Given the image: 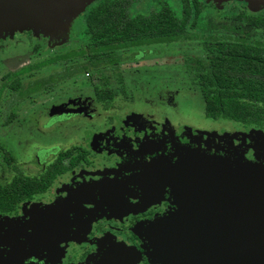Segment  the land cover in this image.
Listing matches in <instances>:
<instances>
[{
  "label": "rangeland",
  "instance_id": "374dc122",
  "mask_svg": "<svg viewBox=\"0 0 264 264\" xmlns=\"http://www.w3.org/2000/svg\"><path fill=\"white\" fill-rule=\"evenodd\" d=\"M95 1L97 0H92L89 5ZM164 1L178 16L180 0ZM218 1L232 0H201L207 4L195 18L192 26L195 31L201 34L222 35L242 33L264 38L263 30L244 26L239 20L230 18L224 11L225 6L221 8L222 2L219 6ZM238 1L250 10L258 11L264 8V0ZM212 3L216 8L222 9L221 15H216L218 19L213 18ZM87 6L72 19L48 25L41 31L25 29L0 34V82L4 75L20 66L84 46L87 38L84 32L83 13ZM150 7L158 8V0H138L130 7L129 14L146 13ZM205 45L193 40L118 50L121 60L117 63L85 69L12 105L10 110L13 117L9 122L2 123L0 116V184L7 182L13 173L11 163L7 162L4 152L13 157V163L18 167L25 166L31 168V173L36 172L51 160L52 153L68 145V132L82 128L84 122H90L93 128L92 131H87L88 141L85 143L90 148L100 147L107 142L109 144L122 142L118 137L120 129L117 125L106 127L105 121L108 116L114 118L111 119L112 122L119 121L121 124L130 121V118L137 121L140 119V126L149 127L169 124V116L174 113L178 120L174 119L176 123L173 124H178V128L185 132L188 139L185 141L181 136L178 138L170 136L172 145H181L190 148L189 151L216 157L246 159L242 149L235 151L236 155L230 152L219 155L221 145L217 146L220 147L218 149L209 147L213 143L219 145L232 143L234 140L241 146L244 145V149L252 150L251 159H246L247 161L260 162L261 150H264V127H243L231 120L208 119L203 116V99L197 81L199 73L209 70L208 56L213 51L207 50ZM82 60L84 59L75 58L73 61ZM61 64L36 69L21 75L19 79L26 81L45 75ZM95 87H107L111 90L109 108L106 110L100 108L94 100ZM7 95L8 91L5 90L2 96L4 98ZM0 106L2 108V104ZM148 111L152 112L151 117H148ZM182 116L184 120L179 119L183 118ZM184 142H188V145L185 146ZM256 142L260 148L255 145ZM207 146L212 152H208ZM229 148L230 146L228 150ZM228 150L226 149V152ZM88 182L91 181L81 180L75 185L81 187ZM71 183L72 179L69 181L62 179L55 190L70 188L71 195L75 191ZM55 199L53 203L44 206L46 212L49 213L52 208L60 205L65 209L69 203V199ZM4 222L5 216L0 217V264H9L7 261L10 252L5 249H11L8 244L9 238L19 236L20 232L16 230L12 234L9 233L1 227V223ZM44 233L46 237H50L47 236L48 231ZM41 238L44 239V234H41ZM54 242L53 245L56 246V239ZM50 244L52 245L51 242Z\"/></svg>",
  "mask_w": 264,
  "mask_h": 264
},
{
  "label": "flooded vegetation",
  "instance_id": "af4514ba",
  "mask_svg": "<svg viewBox=\"0 0 264 264\" xmlns=\"http://www.w3.org/2000/svg\"><path fill=\"white\" fill-rule=\"evenodd\" d=\"M198 2L201 7L194 16L193 23L197 14L207 4L202 3L201 0ZM224 2L218 1V5L220 6L221 3V8L225 6L224 11L229 14L230 18L239 20L244 26L264 32V28L249 24L236 17L240 13L244 15L263 14L264 8L254 11L248 9L238 0ZM212 4L213 18L218 19L216 15H221L222 9L216 8V5ZM168 7L171 10L169 5ZM181 9L182 0H180L179 15ZM173 15L175 14L173 13ZM193 23L190 28L200 35L241 36L264 41V38L242 33L201 34L193 29ZM196 40L203 43V40ZM208 44L212 45L213 43H207L205 46ZM94 100L100 108L104 110L109 108L108 102L97 100L95 95ZM2 101L0 105L2 104L3 107ZM10 112L12 116L9 121L13 117L11 110ZM147 115L151 117L153 114L148 111ZM169 118L170 121L167 125L158 124L147 127L140 126V119L137 121L130 118V121H124L121 124L119 121L112 122L111 119L114 118L108 116L105 121L106 127H110L112 124L117 125L121 130H119L118 137L122 139V142L115 144L107 142L101 144L100 147L96 146V148H90L85 144L88 141L86 139L87 131H92L93 128L90 122H84L82 128H75L68 132V145L59 149L58 152L52 153L51 160L33 173H31V168L18 167L14 164L13 157L8 154L9 158L6 160L11 163L13 173L4 184H9L12 178L19 174L34 180L37 184L35 187H38V182L39 184L46 182L51 172L50 166L55 168L60 163L67 166L61 171L52 172L49 182H46L43 189L30 192L28 197L20 200L13 209L0 210V217L5 216V222L1 223V227L11 234L16 230L20 232L19 236L9 238V243L7 240L11 246V249H5L10 252L7 262L9 264H105L106 261L103 263L102 257L106 255L103 253L117 258L123 252L127 257H124L126 261L123 264H156L151 263V259L146 256L150 250L149 245L153 242L155 228H158L153 221L176 209L180 193L179 185L172 182V174H175V178L176 174H180L185 155L190 149L170 143V136L177 138L181 136L185 138V141L188 136L178 128V124H173L176 123L174 119L178 120L174 113ZM179 119L184 120V117H179ZM7 122L2 121V123ZM105 137L108 140V137ZM184 143L185 146L188 145V142ZM217 146L222 147L218 151L219 155L229 152L236 155L235 151L242 149L243 156L246 159H251L252 150L244 149V145L241 146L234 140L232 143L219 145L213 143L209 147L211 149L213 147L220 148ZM228 146H230L229 150ZM209 147L208 152L210 153L212 150ZM261 162L264 163V150H261ZM62 179L65 181L72 179L71 184L75 191L71 195H69L70 188H64L62 191L55 190ZM81 180H85V182L90 180L91 182L76 187L75 183L81 182ZM55 198L69 199V203L65 209L59 203V207L50 208L51 212H46L44 206L53 203ZM46 221L49 224H46ZM46 225H49L50 228ZM44 231L49 232L47 233L49 238L45 236ZM41 234H44V239L41 238ZM51 238L52 240H49ZM57 238H59L58 242ZM55 239L56 246L53 245ZM119 259L121 260V256ZM111 264L121 263L112 262Z\"/></svg>",
  "mask_w": 264,
  "mask_h": 264
},
{
  "label": "trees",
  "instance_id": "16d2710c",
  "mask_svg": "<svg viewBox=\"0 0 264 264\" xmlns=\"http://www.w3.org/2000/svg\"><path fill=\"white\" fill-rule=\"evenodd\" d=\"M138 0H97L83 13L84 46L62 54L41 58L20 66L4 75L0 82V109L3 122L9 121L10 106L32 93L52 87L88 68L117 63L121 60L118 50L169 44L175 41L203 40L213 43L206 46L213 50L208 56L209 70L199 73L198 84L203 99V115L211 119H226L242 126L264 127V41L241 36H204L193 32L191 24L199 10L198 0H182L179 16L173 15L164 0L158 8L150 7L146 13L129 14L130 7ZM247 23L264 28V13L236 16ZM75 58L84 60L75 62ZM62 63L49 73L21 81L19 77L36 69ZM8 95L3 98V92ZM97 100L107 103L111 90L95 87ZM5 158L9 155L4 152ZM67 166V165H65ZM62 163L49 167L52 172L64 169ZM37 184L21 175L14 176L9 184H0V210L7 211L34 190L43 189L48 183ZM42 185V187H40Z\"/></svg>",
  "mask_w": 264,
  "mask_h": 264
},
{
  "label": "water",
  "instance_id": "95a60500",
  "mask_svg": "<svg viewBox=\"0 0 264 264\" xmlns=\"http://www.w3.org/2000/svg\"><path fill=\"white\" fill-rule=\"evenodd\" d=\"M92 0H0V34L7 31H41L46 26L63 23L72 19ZM255 145L260 148L256 142ZM202 156V155H201ZM212 157V156H209ZM206 189L212 190L216 198L224 192H236L240 199V208L237 215V228L232 231L220 227L221 244L200 245L201 238L192 232L184 231L183 239L176 245L156 248L150 252L153 263L163 264H264V163L261 161H241V158L221 157L213 161L194 157ZM212 159V158H211ZM199 160V161H198ZM202 162V164H201ZM172 182L179 179L172 174ZM177 177V176H176ZM195 217L198 214H189L191 228L194 227ZM236 240L233 245H227ZM102 261L111 264L118 260L110 254L103 253ZM122 257V256H121Z\"/></svg>",
  "mask_w": 264,
  "mask_h": 264
},
{
  "label": "crops",
  "instance_id": "0c3cea01",
  "mask_svg": "<svg viewBox=\"0 0 264 264\" xmlns=\"http://www.w3.org/2000/svg\"><path fill=\"white\" fill-rule=\"evenodd\" d=\"M193 156L203 157L207 161H213L215 158H218L215 161H220L221 159V157H209L211 155L201 154L192 150L186 153L182 170L179 171V175L176 174V179H179L180 193V195L178 194L180 197H178L176 202L177 207L153 221L158 228H155L153 242L149 245L150 250L146 253V256L151 259V263L153 261L150 252L156 251L159 246L163 248L165 243L172 248V245L178 244L180 239H183L184 231L192 230L197 235V239L198 237L201 238L200 245H216L217 242L221 244L220 227L230 231L237 228V215L241 208L239 197L233 196L236 195V192L229 191V196L224 192L222 197L218 193L216 198H211V195L216 192L213 190L215 185L212 190L206 189L209 185L205 186L202 183L205 175H201L199 167L197 169L191 168L192 165H198L197 160ZM200 160L204 163L201 158ZM242 160L246 161V159L241 158ZM175 184L178 185L177 182ZM195 213L198 214V217L194 218V227L191 228L192 221L188 220V215ZM232 232L236 233L235 231ZM229 241L227 245H233L236 242V240L234 242ZM120 256H122L121 260L119 259ZM120 256L117 257L118 260L114 259L112 262L123 264L127 257L123 252Z\"/></svg>",
  "mask_w": 264,
  "mask_h": 264
}]
</instances>
